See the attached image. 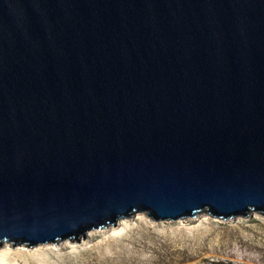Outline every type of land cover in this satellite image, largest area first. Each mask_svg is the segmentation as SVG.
Here are the masks:
<instances>
[{
	"label": "water",
	"instance_id": "1",
	"mask_svg": "<svg viewBox=\"0 0 264 264\" xmlns=\"http://www.w3.org/2000/svg\"><path fill=\"white\" fill-rule=\"evenodd\" d=\"M264 215V0H0V246Z\"/></svg>",
	"mask_w": 264,
	"mask_h": 264
},
{
	"label": "rangeland",
	"instance_id": "2",
	"mask_svg": "<svg viewBox=\"0 0 264 264\" xmlns=\"http://www.w3.org/2000/svg\"><path fill=\"white\" fill-rule=\"evenodd\" d=\"M118 221L74 242L0 246V264H264V215L256 212L158 222L139 212Z\"/></svg>",
	"mask_w": 264,
	"mask_h": 264
},
{
	"label": "bare ground",
	"instance_id": "3",
	"mask_svg": "<svg viewBox=\"0 0 264 264\" xmlns=\"http://www.w3.org/2000/svg\"><path fill=\"white\" fill-rule=\"evenodd\" d=\"M247 217V216H246ZM124 219V218H123ZM216 219V218H215ZM152 221V220H151ZM119 222V221H118ZM109 226H111V225H109ZM109 226H106V227H109ZM103 228H105V227H103ZM67 241H70V242H74V241H72V240H70V239H67ZM60 242H62V241H60ZM60 242H54V243H45V244H58V243H60ZM45 244H40V245H45ZM37 246H39V245H37ZM36 247V246H35Z\"/></svg>",
	"mask_w": 264,
	"mask_h": 264
},
{
	"label": "trees",
	"instance_id": "4",
	"mask_svg": "<svg viewBox=\"0 0 264 264\" xmlns=\"http://www.w3.org/2000/svg\"><path fill=\"white\" fill-rule=\"evenodd\" d=\"M211 264H230V263L223 262V261H215V262H212Z\"/></svg>",
	"mask_w": 264,
	"mask_h": 264
}]
</instances>
